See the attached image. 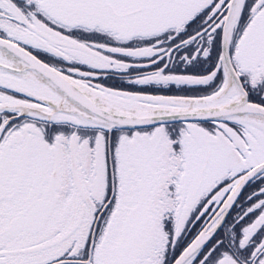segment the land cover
Listing matches in <instances>:
<instances>
[{"label":"snow or ice","instance_id":"obj_1","mask_svg":"<svg viewBox=\"0 0 264 264\" xmlns=\"http://www.w3.org/2000/svg\"><path fill=\"white\" fill-rule=\"evenodd\" d=\"M0 264H264V0H0Z\"/></svg>","mask_w":264,"mask_h":264}]
</instances>
